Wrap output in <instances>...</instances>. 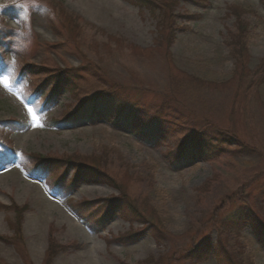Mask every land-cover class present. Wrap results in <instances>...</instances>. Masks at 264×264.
Wrapping results in <instances>:
<instances>
[{"label":"rangeland","instance_id":"1","mask_svg":"<svg viewBox=\"0 0 264 264\" xmlns=\"http://www.w3.org/2000/svg\"><path fill=\"white\" fill-rule=\"evenodd\" d=\"M0 56V264H264L263 0H0ZM96 95L163 137L74 125Z\"/></svg>","mask_w":264,"mask_h":264},{"label":"trees","instance_id":"2","mask_svg":"<svg viewBox=\"0 0 264 264\" xmlns=\"http://www.w3.org/2000/svg\"><path fill=\"white\" fill-rule=\"evenodd\" d=\"M264 4V0H263ZM168 23H166L167 25ZM243 47L240 48V50ZM2 56H0V65H2ZM50 93H51V99L49 100V103L53 102L55 98L60 94V91L63 89H73V82H70L67 78H60L58 82L54 83L52 80V83L50 84ZM54 96V97H53ZM53 97V98H52ZM47 104V103H46ZM120 105V104H119ZM82 106L76 113L75 117L72 119V123L75 124H84V123H95L97 121L105 120L110 121L113 125L119 126L121 125L124 129L132 132L134 135H146L148 138H154V139H160L163 136L161 135V128L160 124L149 120L144 123H140V120H138L137 116H135V113H128L123 114L119 110L118 106V99L116 97L112 96H94L91 98L85 99L82 104ZM123 108V107H122ZM128 112V111H126ZM134 112H136L134 110ZM117 123V125H116ZM60 124V123H57ZM215 135L204 139L201 132H199V136H193L192 139L187 141L184 145L179 144L178 149L175 152L174 155H176L175 160H168L169 163L174 165L175 163H179L180 165H190L194 164L201 160H209L213 158L214 153L217 151V145L218 143H222L223 141H233L238 142V138L234 132H228L226 130H220L216 126H213ZM138 133V134H137ZM211 141V142H210ZM217 143H216V142ZM216 143V144H215ZM3 149L0 150V166L7 164L6 161L10 155L14 156V152L10 147H8L5 144H2ZM168 158V156H166ZM5 163V164H4ZM41 165H43L41 163ZM37 172V170H36ZM82 175V174H81ZM71 184L67 185V188ZM66 188V186H64ZM245 218V220H244ZM244 222L248 223L251 227L252 231L254 232L256 238L260 242V244L264 247V221L260 220L257 215H255L251 210H247V213L244 214L243 217ZM52 234V231H51ZM52 236L50 235V244H54L53 239H51ZM53 248V246H52ZM212 248L213 251H215V256L218 258V264H233L234 260L231 256L230 252H227L224 250V248L221 246L220 249L217 251L213 249V247H207L205 249H202V251H205L204 253H207L208 250ZM217 249V248H216Z\"/></svg>","mask_w":264,"mask_h":264},{"label":"snow or ice","instance_id":"3","mask_svg":"<svg viewBox=\"0 0 264 264\" xmlns=\"http://www.w3.org/2000/svg\"><path fill=\"white\" fill-rule=\"evenodd\" d=\"M0 83H4L5 86L7 85L6 81H0ZM26 107H27V110H28L29 113H31L33 111V109L31 107H28L27 105H26ZM33 119H35V117H33ZM36 126H39V125H36Z\"/></svg>","mask_w":264,"mask_h":264},{"label":"bare ground","instance_id":"4","mask_svg":"<svg viewBox=\"0 0 264 264\" xmlns=\"http://www.w3.org/2000/svg\"><path fill=\"white\" fill-rule=\"evenodd\" d=\"M4 238H6V237H4ZM8 239H9V237H7Z\"/></svg>","mask_w":264,"mask_h":264}]
</instances>
